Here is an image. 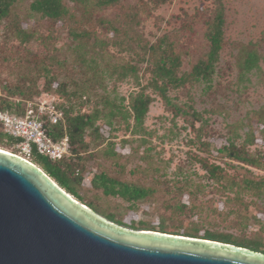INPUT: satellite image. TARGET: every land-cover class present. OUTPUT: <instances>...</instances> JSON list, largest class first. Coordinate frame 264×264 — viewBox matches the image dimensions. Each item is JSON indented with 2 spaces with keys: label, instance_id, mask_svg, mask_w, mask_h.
<instances>
[{
  "label": "rangeland",
  "instance_id": "1",
  "mask_svg": "<svg viewBox=\"0 0 264 264\" xmlns=\"http://www.w3.org/2000/svg\"><path fill=\"white\" fill-rule=\"evenodd\" d=\"M30 1H22L16 11L21 25L32 33L31 40L21 43L16 37L10 27L13 16L0 21V105L3 98L14 99L8 89L17 86L33 87L41 92L34 94L26 104L39 99L67 103L64 96L54 91L46 77L48 74L59 83L67 84L70 90L75 83L87 85L91 101L82 111H91L96 105L107 110L104 102H98L101 95H108L116 102L125 97V104L141 89L153 97L141 126H135L133 118L127 121L118 116L113 119L111 129L99 139H94L92 129L87 130L86 151L77 153L69 146L66 159L75 163L83 175L78 184L84 197L81 202H92L96 209L91 208L105 217L113 213L116 219H133L138 226L133 228L141 229L143 223L158 226L164 222L168 230L181 233L194 228L199 229L200 234L212 230L232 233L241 239L253 238L264 245V194L259 196L237 186L233 190L224 188L199 159L207 158L209 162L222 165L225 174L237 180H264V168L229 159L217 151V147L234 139L237 145H245L249 153L264 161V127L258 122L260 115L264 119V0H222L227 43L212 83L208 87L198 82L169 89L168 94L175 103L192 106L204 119L175 115L158 91L148 85V63L138 62L133 51L109 45L105 53L96 42L98 36L105 34L101 25H96L94 34L79 43L69 32L74 23L68 20L53 23L39 15L28 14ZM216 1L166 0L150 17L142 19L139 30L150 42L170 33L183 51L182 69L188 71L208 49L203 24H197L191 15L201 12L202 8L210 13ZM104 14L113 19L117 12L110 8ZM183 20H190V26H182ZM108 36L111 37V33ZM250 41L256 43L262 55V70L252 72L250 80L240 84L236 62L238 45ZM84 56L96 57L101 63V57L112 62L138 63L139 78L133 75L117 78V74L110 75L108 66L96 78L94 70L82 60ZM97 123H105V119ZM249 131L256 136L252 144L245 141ZM110 142L115 149L121 148L118 152L115 150L117 155L104 153ZM0 147L19 150L15 142L5 138L0 141ZM29 158L35 160L33 156ZM101 172L154 190L131 208L128 201L105 195L102 189L93 186L92 178ZM181 203L185 205L182 210L177 207Z\"/></svg>",
  "mask_w": 264,
  "mask_h": 264
},
{
  "label": "trees",
  "instance_id": "2",
  "mask_svg": "<svg viewBox=\"0 0 264 264\" xmlns=\"http://www.w3.org/2000/svg\"><path fill=\"white\" fill-rule=\"evenodd\" d=\"M24 0H0V21L12 17L10 27L15 30L16 37L21 43H25L32 38V33L27 31L26 27L21 25L19 21V13L16 11L17 6ZM166 0H31L28 5V14L39 15L49 19L51 22L71 21L74 23L70 28V35L79 40L81 43L85 38L94 34V27L101 25L105 34L96 38V42L100 45L105 53H108V46H116L119 50L133 51L138 56V62H147L146 70L150 73L148 85L153 87L164 99L167 105L171 106L175 115H193L195 119H204L202 114L196 111L192 106L185 107L175 103L169 96L170 88H179L187 84L204 83L207 87L212 83L217 64L220 60L221 52L224 49L227 39L225 36L226 27V11L222 0H217L215 7L210 13H206L202 8L191 15V18L197 24H203L204 37L208 43L207 51L192 64L190 70H183V51L177 46V40L170 34L165 33L155 42L146 40L139 30L142 19L150 17L153 10L158 8ZM72 3V4H70ZM110 8L116 9V16L110 19L104 14V11ZM80 12V15L77 14ZM190 20H183L182 26H190ZM82 24L84 27H80ZM88 24L89 26H85ZM185 28V27H184ZM111 33V37H109ZM103 63L98 61L96 57H82L94 70L96 78L100 77V73L108 66L110 75L117 74V78H124L133 75L139 78L138 63H122L112 62L105 57H101ZM262 55L256 47L255 42L241 43L238 45L237 66L239 68L238 81L240 84L250 80L249 74L254 71H261ZM50 80V84L58 95L64 96L67 103H56V108L60 111L62 118L57 124L51 125L52 135L55 138H61L65 134L69 137L72 150L80 153L81 150H87L89 144L86 139V132L92 129L94 139H99L102 134L110 130L113 119L120 116L127 120L133 118L135 126H141L149 111V105L153 97L145 92L144 89L136 92L131 96L128 104H125V97H121L119 102L110 98L108 95H101L98 102H104L103 106L97 105L91 111H82L85 104L91 99L87 85L72 84L71 90L65 83H59L55 77L50 74L46 75ZM52 81V82H51ZM41 92L33 87L26 88L17 86L15 89H8L9 96L14 99L3 98L0 105L1 110L10 112L24 113L27 107V101L34 94ZM89 95V96H88ZM61 96V97H62ZM192 110V111H191ZM258 122L260 127H264L263 115L259 116ZM99 119H105V123H97ZM1 124V123H0ZM2 126V124H1ZM253 131H249L245 141L252 144L256 138ZM5 138L8 141L15 142L0 130V141ZM110 146V147H109ZM108 148L104 150L106 155H117L114 143L110 142ZM116 150V151H115ZM218 153L224 154L229 159L240 161L258 168H264V161L245 148V145H237L234 139L217 147ZM13 153H17L12 151ZM35 160L33 163H39L42 168L55 179L61 187L74 195L79 201H83L84 197L78 190V184L83 179L82 171L72 161L66 159V156L53 160L49 157L33 152ZM203 167L224 188L231 190L237 186L239 189L252 190L259 196L264 194V180H254L243 178L237 180L225 174L224 167L218 163L209 162L207 158H199ZM228 178H230L228 180ZM224 180H227L225 182ZM93 186L102 189L105 195L118 196L130 203L131 208H135L136 203L153 192L152 187L139 185L123 181L108 175L105 172L95 174L92 178ZM237 189V190H239ZM92 208V202H82ZM179 209L185 207L184 203L178 204ZM96 209V208H94ZM109 219L117 221L120 224L138 227L133 219L125 220L123 218L116 219L113 213L106 215ZM116 219V220H115ZM141 229H152L162 232L188 235L192 237L207 238L218 240L226 243H233L239 246L247 247L255 251L264 253V245L256 239H241L232 233H224L212 230H205L200 234L199 229L194 228L193 231L179 232L177 230H168L164 222H160L158 226L154 223L147 225L143 223ZM159 227V228H156Z\"/></svg>",
  "mask_w": 264,
  "mask_h": 264
},
{
  "label": "water",
  "instance_id": "3",
  "mask_svg": "<svg viewBox=\"0 0 264 264\" xmlns=\"http://www.w3.org/2000/svg\"><path fill=\"white\" fill-rule=\"evenodd\" d=\"M0 264H264V253L122 225L0 149Z\"/></svg>",
  "mask_w": 264,
  "mask_h": 264
},
{
  "label": "built area",
  "instance_id": "4",
  "mask_svg": "<svg viewBox=\"0 0 264 264\" xmlns=\"http://www.w3.org/2000/svg\"><path fill=\"white\" fill-rule=\"evenodd\" d=\"M61 118L55 99L29 101L24 113L0 109L3 130L8 137L15 140L19 148L15 154L29 161H31L29 156L33 152L53 160L62 158L68 152L70 146L68 135L65 134L61 138L52 135L51 125L57 124Z\"/></svg>",
  "mask_w": 264,
  "mask_h": 264
},
{
  "label": "bare ground",
  "instance_id": "5",
  "mask_svg": "<svg viewBox=\"0 0 264 264\" xmlns=\"http://www.w3.org/2000/svg\"><path fill=\"white\" fill-rule=\"evenodd\" d=\"M0 149H5V148L0 147ZM5 150L12 152L11 150H8V149H5Z\"/></svg>",
  "mask_w": 264,
  "mask_h": 264
}]
</instances>
